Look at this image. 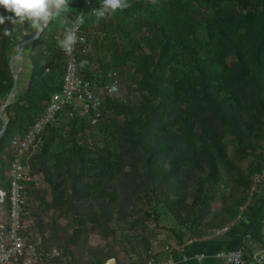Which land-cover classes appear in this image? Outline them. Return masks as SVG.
I'll return each instance as SVG.
<instances>
[{
    "label": "trees",
    "instance_id": "trees-1",
    "mask_svg": "<svg viewBox=\"0 0 264 264\" xmlns=\"http://www.w3.org/2000/svg\"><path fill=\"white\" fill-rule=\"evenodd\" d=\"M192 1L128 0L129 7L111 13L120 39L111 46V57L118 67L137 60L142 101L132 102L130 95H124L127 102L106 99L111 125L89 131L75 115L49 128L32 155L29 163L39 178L28 199L27 234L46 253L58 251L46 259L50 264H137L154 241L155 260H170L177 247L242 218L264 220V199L243 210L251 178L264 172V0H204L213 16L205 39L195 44L190 42L198 31ZM82 4L68 0L67 6L78 9L77 17ZM0 13L9 15L3 7ZM65 13L29 45L26 92L4 111L9 121L0 142L4 211L9 210L12 141L27 133L61 89V56L50 58L44 46L53 51L58 35L64 36L59 21ZM93 17L85 14L87 23ZM18 27L0 25V112L15 83L10 61ZM4 28L13 29L12 36H4ZM228 54L236 55L235 67L214 78L216 62ZM85 134L89 143L103 134L102 146H82ZM138 196L147 205L139 212L133 208ZM91 236L110 244L90 246Z\"/></svg>",
    "mask_w": 264,
    "mask_h": 264
},
{
    "label": "built area",
    "instance_id": "built-area-1",
    "mask_svg": "<svg viewBox=\"0 0 264 264\" xmlns=\"http://www.w3.org/2000/svg\"><path fill=\"white\" fill-rule=\"evenodd\" d=\"M79 15L84 16L77 36L85 38L84 43L77 42L73 51L68 54L61 49L63 73L61 89L54 94L45 106L44 112L38 117L23 136L12 141L14 154L10 164L9 210L4 211L5 195L0 191V264H50L48 258L58 256V251L51 254L42 249V244L31 243L27 231L30 227L28 217V199L38 185L39 176L33 172L29 163L32 155L41 146L42 137L49 128L58 127L63 120H73L75 115L84 118L89 131H99L102 125H111L113 115L104 110L106 99L110 101L123 100L122 82L118 70L111 69L100 86L96 80L86 75L84 67L80 66L81 59L88 56L90 51L91 30L87 27L85 14L92 16L97 0H82ZM95 16V15H93ZM75 18L68 26L72 25ZM67 26V27H68ZM264 181V174L253 176V185L258 186ZM229 227L223 228L216 234H224ZM158 242L154 241L149 251H144L146 259L137 264H175L173 260H155L154 255ZM169 250V247H165ZM183 252L184 248L177 247ZM216 258L224 264H264V251L255 255L246 254L241 250H221ZM205 256L197 257L201 260Z\"/></svg>",
    "mask_w": 264,
    "mask_h": 264
},
{
    "label": "rangeland",
    "instance_id": "rangeland-1",
    "mask_svg": "<svg viewBox=\"0 0 264 264\" xmlns=\"http://www.w3.org/2000/svg\"><path fill=\"white\" fill-rule=\"evenodd\" d=\"M75 2L76 0H71ZM98 7V6H97ZM191 7L194 12L196 21H197V33L190 39L191 44H195L196 42H200L205 39L206 34V22L209 17L213 16V10L208 6L207 3L204 2V0H195L191 2ZM69 10L66 11L64 15H62V18L60 19L59 23V32H62L63 29H65L69 22L73 20L76 17V14L78 13V9L76 7H70ZM116 19L114 16H111L110 14H106L104 18L100 19L95 16L93 17V20L87 23V27L91 30V38H90V51L87 57L82 58V60H87L88 63L84 67L87 71V75L89 78L96 80L97 83L102 86L105 77L108 74L109 70L111 69H117L121 78L122 82V96L124 95H130V100L135 103H139L142 101L143 94L139 91V89L136 87V84L141 77V70L139 67V64L137 63L136 59H131V61H128L126 64L121 66H116L113 62V59L110 54V48L117 40L120 41V39L116 35ZM16 28V27H15ZM45 29V26H44ZM35 30V29H34ZM35 32H37L35 30ZM44 32V30H43ZM42 32V33H43ZM63 37L56 38V45L52 48L53 51H51V47L44 46L46 51L48 52V56L52 58L54 54L56 55L55 58L57 59L61 56L60 54V47L58 46V40L62 39ZM18 56L17 49L15 48L13 52L14 60V67L13 72L14 75L19 76L17 79V91L15 95L11 96V93H9L5 99L3 100L2 104L6 103L9 96L10 97V103L13 102V100L16 99L18 95H22L26 92L27 86H28V80L30 77V69H25L28 71L27 73L17 74V70L19 67V58H16ZM237 57L235 54H228L224 56V62L217 61L216 62V72L214 74V78H218L223 74H226V68H234L237 63ZM60 61H56V64H59ZM185 70L192 69V66L189 68L183 67ZM25 72V71H24ZM22 74H24V77L22 78ZM22 78V79H21ZM3 108V107H2ZM6 118V116H4ZM66 120H63L65 122ZM89 134V133H88ZM88 134L84 135L80 140L79 143L84 146L85 144H88L90 146L95 147H101L102 142L104 140V135L102 134V137H98L95 139H92L91 143L89 141L87 142L86 139H88ZM4 157V156H3ZM246 163H249V161H246ZM264 168V167H263ZM261 168V169H263ZM264 171V170H263ZM259 173V172H258ZM264 174V172H262ZM251 176V175H250ZM249 178V177H248ZM251 178V177H250ZM223 187L225 184H221ZM40 188L46 191L49 194V190L46 185L40 183ZM221 186V187H222ZM248 191L244 197L243 200L247 197L246 201L247 203L243 207V210L246 208L254 207L260 202L261 199H264V181L261 182L260 185L254 186L253 185V177L251 178V187L250 189H246L245 192ZM50 195V194H49ZM133 208L136 209L137 212L140 210H145L147 208V205H145V201L143 197L138 196V198L134 201ZM110 244L109 241L103 240L99 237L91 236L89 239V245L90 246H99L102 248H106V246ZM87 245V244H86ZM112 247L115 248V250L118 247V244L114 243Z\"/></svg>",
    "mask_w": 264,
    "mask_h": 264
},
{
    "label": "crops",
    "instance_id": "crops-1",
    "mask_svg": "<svg viewBox=\"0 0 264 264\" xmlns=\"http://www.w3.org/2000/svg\"><path fill=\"white\" fill-rule=\"evenodd\" d=\"M34 31L35 30L32 29L29 24L19 26L16 29L15 44L17 47L28 40L29 35ZM28 47L29 45L24 48L23 58L19 60L20 64L17 70L18 75L21 71H23L22 73H28L25 69H29V67L25 60L26 56H24L28 51ZM19 76H17V78ZM23 77L24 74H22V78ZM244 243L246 244V247H243ZM260 243L264 244V220L260 221L254 217H246L230 226L229 230L224 234H214L201 240H191L187 242L184 251L181 252L177 250L175 255L171 256L170 259L173 260L175 264H224L216 258L215 255L217 252L221 250H241L246 252V254L250 253L255 255L264 251L261 249ZM162 254L165 255V253ZM202 254L205 257L198 260L197 257Z\"/></svg>",
    "mask_w": 264,
    "mask_h": 264
},
{
    "label": "clouds",
    "instance_id": "clouds-1",
    "mask_svg": "<svg viewBox=\"0 0 264 264\" xmlns=\"http://www.w3.org/2000/svg\"><path fill=\"white\" fill-rule=\"evenodd\" d=\"M151 2L155 4L157 0H151ZM67 4L68 0H0V7L9 13V15L0 13V25L7 22L15 28L23 26L27 22L32 29L41 31L62 10H69ZM129 6L128 0H99V7L93 8L92 13L97 18H104L106 14L114 13L118 9L123 10ZM84 22L83 15L77 16L72 25L65 28L63 38L58 40V46L66 53L70 54L77 42H85L83 36H77L79 28ZM12 32L13 29H3L4 36L10 37ZM87 63V60H81L80 66L83 68Z\"/></svg>",
    "mask_w": 264,
    "mask_h": 264
},
{
    "label": "water",
    "instance_id": "water-1",
    "mask_svg": "<svg viewBox=\"0 0 264 264\" xmlns=\"http://www.w3.org/2000/svg\"><path fill=\"white\" fill-rule=\"evenodd\" d=\"M43 30H44V27L42 28L41 31H37L35 36H33L32 38L26 40L24 43H21L17 47L18 56L16 58H19V59L23 58V50H24V48L27 47L28 45L32 44L37 38H39L42 35ZM14 60H15V58H12L11 61H10V67L12 69L14 67ZM16 91H17V76L15 75V83H14V87H13V89L11 91V96L15 95ZM11 96H9L8 100L6 101V103L4 104V106H3V108H2V110L0 112V118L3 121V127H2V129L0 131V142H1L2 138L5 136V134L7 132V129H8L9 121H8L7 118L4 117V111H5V108L11 104L9 102Z\"/></svg>",
    "mask_w": 264,
    "mask_h": 264
}]
</instances>
